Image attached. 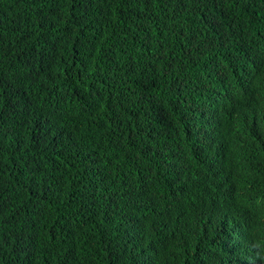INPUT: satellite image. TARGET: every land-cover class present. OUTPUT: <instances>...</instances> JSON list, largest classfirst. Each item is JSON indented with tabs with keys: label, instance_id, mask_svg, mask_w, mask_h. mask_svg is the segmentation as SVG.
I'll return each mask as SVG.
<instances>
[{
	"label": "trees",
	"instance_id": "obj_1",
	"mask_svg": "<svg viewBox=\"0 0 264 264\" xmlns=\"http://www.w3.org/2000/svg\"><path fill=\"white\" fill-rule=\"evenodd\" d=\"M263 44L264 0H0V264H259Z\"/></svg>",
	"mask_w": 264,
	"mask_h": 264
},
{
	"label": "clouds",
	"instance_id": "obj_2",
	"mask_svg": "<svg viewBox=\"0 0 264 264\" xmlns=\"http://www.w3.org/2000/svg\"><path fill=\"white\" fill-rule=\"evenodd\" d=\"M260 51H264V44H263V46H262ZM221 107H222V110H223V123H224L227 108L223 105V103H222ZM259 264H264V258L259 260Z\"/></svg>",
	"mask_w": 264,
	"mask_h": 264
}]
</instances>
